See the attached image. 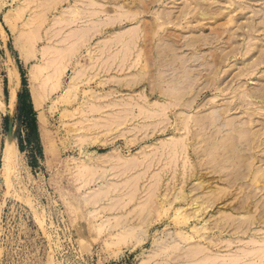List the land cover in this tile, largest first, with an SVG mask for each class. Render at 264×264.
Returning a JSON list of instances; mask_svg holds the SVG:
<instances>
[{"label":"rangeland","instance_id":"obj_1","mask_svg":"<svg viewBox=\"0 0 264 264\" xmlns=\"http://www.w3.org/2000/svg\"><path fill=\"white\" fill-rule=\"evenodd\" d=\"M262 94L264 0H0V264H264Z\"/></svg>","mask_w":264,"mask_h":264},{"label":"bare ground","instance_id":"obj_2","mask_svg":"<svg viewBox=\"0 0 264 264\" xmlns=\"http://www.w3.org/2000/svg\"><path fill=\"white\" fill-rule=\"evenodd\" d=\"M23 57V59L24 60H28V58L25 56H22ZM9 79H10V82L11 83H15V85H17V86H20V84H21V77H20V72H19V70L18 69H15V70H13L12 72L10 71L9 72ZM15 88L17 89V87L15 86ZM16 91V90H15ZM14 91V92H15ZM263 91H261V93H262ZM260 93V94H261ZM264 94H262V96H263ZM12 98H13V102H15V100H16V94L15 93H13V95H12ZM264 98V97H263ZM261 99V98H260ZM259 100V99H258ZM262 103H264V99L261 101ZM264 105V104H263ZM254 136V135H253ZM13 146H14V148H13ZM13 152H15V153H17L18 152V149L16 148V146L14 145V143H13V141L12 142H10V143H8V145H7V148L5 149V160H7L8 159V157H12V155H11V153L13 154ZM10 157V158H11ZM9 161V160H8ZM7 161V162H8ZM130 243V242H129Z\"/></svg>","mask_w":264,"mask_h":264}]
</instances>
